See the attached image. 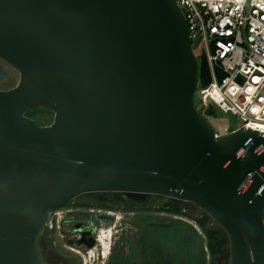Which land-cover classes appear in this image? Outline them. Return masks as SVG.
I'll list each match as a JSON object with an SVG mask.
<instances>
[{"label":"water","instance_id":"1","mask_svg":"<svg viewBox=\"0 0 264 264\" xmlns=\"http://www.w3.org/2000/svg\"><path fill=\"white\" fill-rule=\"evenodd\" d=\"M197 46L176 0H0V59L20 76L0 91V264H50L52 210L94 193L194 204L229 264H264V135L215 137Z\"/></svg>","mask_w":264,"mask_h":264},{"label":"built area","instance_id":"2","mask_svg":"<svg viewBox=\"0 0 264 264\" xmlns=\"http://www.w3.org/2000/svg\"><path fill=\"white\" fill-rule=\"evenodd\" d=\"M176 2L211 75L207 87L197 85V109L213 105L237 120L234 129L215 131V137L238 131L264 135V0Z\"/></svg>","mask_w":264,"mask_h":264},{"label":"rangeland","instance_id":"3","mask_svg":"<svg viewBox=\"0 0 264 264\" xmlns=\"http://www.w3.org/2000/svg\"><path fill=\"white\" fill-rule=\"evenodd\" d=\"M202 51V47L197 48L194 51L198 62L201 59L200 55ZM19 79V73L0 59V91L10 90L16 87L19 83ZM195 102L198 105L196 99ZM31 115L32 119H34L41 126H48L54 120V115H51L50 113L42 110L32 112ZM208 120L214 130L219 134H223L225 132V128L230 130L234 129L235 123L237 122V120L231 115L223 114H220L215 118H208ZM168 201H170L168 198L162 196L152 197L146 204H144L145 206L138 208V215L136 217L138 223L166 224L174 226L177 225V222L182 221L191 225L199 234H201L200 227L194 221L189 220L185 216H175L173 214L161 212L160 209ZM98 207L100 206H97L95 208H102ZM69 208H71V206H67L62 210H58L57 213L59 214V217L62 215V212H66ZM190 212L191 210L187 209V213ZM202 212L203 211L200 209L197 210L195 216L200 217L202 215ZM128 218L132 217H128L125 213L117 212L115 222L104 225L100 229L99 237L101 236L100 242L102 244V247H100L99 249H94L93 251H89L88 254L83 252L82 249H77L69 246L66 242V239L62 237L64 233H57V235H54V227L56 228L59 225L58 220L56 221L54 217H52V222L45 228V231L47 228L51 230V232L45 238L48 240H51V238H53L57 251L67 259L72 260L71 264H90V260L93 261L94 259L96 260V262H99L98 258H100L102 264H129L130 260H133V264H152V262H156L151 258H143L144 256L141 255L140 251H138V249L136 248L135 242L129 238L131 236L130 226L129 224H125L123 222L124 219L127 220ZM43 237L44 236H42V238ZM102 251L104 252V254L107 251V254H105L106 258L104 260L102 259L101 255H98V253H102ZM160 255L157 254L156 256L157 263L165 264L167 261L165 255L164 258ZM91 256L93 257L91 258Z\"/></svg>","mask_w":264,"mask_h":264},{"label":"trees","instance_id":"4","mask_svg":"<svg viewBox=\"0 0 264 264\" xmlns=\"http://www.w3.org/2000/svg\"><path fill=\"white\" fill-rule=\"evenodd\" d=\"M197 64L198 83L200 87H207L211 83L209 67L204 59L197 61ZM39 110L54 115L47 110ZM199 112L207 119L220 115L213 105H209L204 110L199 109ZM31 114L32 112H28L27 116L32 118ZM102 198L103 202L107 201L105 197ZM119 198L125 200L122 197ZM143 206L145 205L138 204V207ZM187 209L191 212L187 213ZM197 210L199 208L194 204L181 205L171 201H168L160 209L161 212L175 216H185L194 221L200 227L201 234L191 225L182 221L169 227L140 223L138 225V240L135 245L141 255L144 256L143 258L155 260L156 262H152V264H158L157 254H161L160 256H163V258L165 255L167 259L165 264H229L230 251L227 234L204 212L200 217L195 216ZM129 238L134 241L132 236ZM129 262V264H133V260Z\"/></svg>","mask_w":264,"mask_h":264},{"label":"flooded vegetation","instance_id":"5","mask_svg":"<svg viewBox=\"0 0 264 264\" xmlns=\"http://www.w3.org/2000/svg\"><path fill=\"white\" fill-rule=\"evenodd\" d=\"M103 194L94 193L82 195L66 206L52 210L50 223L52 222V217L59 222V225L56 228L54 227V235L64 233L62 237L66 239L69 246L82 249L83 252L88 254L89 251L102 247L100 242L101 236L99 237L101 227L115 222L116 213L122 212L127 214L128 217H132L127 220L124 219L123 222L129 224L131 229L130 234L134 242L137 243L138 225L140 223H138L136 217L138 215L139 203L130 201L121 194ZM102 197H105L107 201L103 202ZM119 197L125 200H121ZM67 206H71V208L66 212H62L60 217L55 215L58 210H62ZM97 206H100L98 208H102L96 209L95 207ZM50 232L51 230L47 228L40 242L46 261L50 264H71L72 260L67 259L57 251L54 239L51 238V240H48L45 238ZM105 254H107V251ZM105 254L103 251L102 253H98L103 260L106 258ZM98 261L96 262L95 259L93 261L90 260V264H102L100 258H98Z\"/></svg>","mask_w":264,"mask_h":264}]
</instances>
